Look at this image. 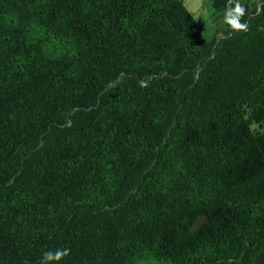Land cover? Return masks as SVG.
Masks as SVG:
<instances>
[{
	"label": "trees",
	"instance_id": "1",
	"mask_svg": "<svg viewBox=\"0 0 264 264\" xmlns=\"http://www.w3.org/2000/svg\"><path fill=\"white\" fill-rule=\"evenodd\" d=\"M0 0V264H264V0Z\"/></svg>",
	"mask_w": 264,
	"mask_h": 264
},
{
	"label": "rangeland",
	"instance_id": "2",
	"mask_svg": "<svg viewBox=\"0 0 264 264\" xmlns=\"http://www.w3.org/2000/svg\"><path fill=\"white\" fill-rule=\"evenodd\" d=\"M187 9L193 14L195 20L202 26L203 36L210 40L219 30L226 28V18L224 15L215 13L210 0H182ZM258 2L259 0H250ZM222 28V29H220Z\"/></svg>",
	"mask_w": 264,
	"mask_h": 264
},
{
	"label": "crops",
	"instance_id": "3",
	"mask_svg": "<svg viewBox=\"0 0 264 264\" xmlns=\"http://www.w3.org/2000/svg\"><path fill=\"white\" fill-rule=\"evenodd\" d=\"M220 29H222V28H220Z\"/></svg>",
	"mask_w": 264,
	"mask_h": 264
}]
</instances>
